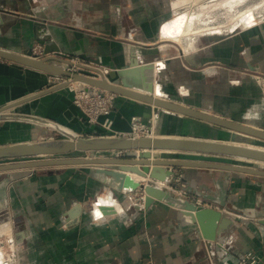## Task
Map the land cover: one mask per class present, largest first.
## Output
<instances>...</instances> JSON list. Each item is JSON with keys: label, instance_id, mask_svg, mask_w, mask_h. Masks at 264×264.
<instances>
[{"label": "crops", "instance_id": "obj_1", "mask_svg": "<svg viewBox=\"0 0 264 264\" xmlns=\"http://www.w3.org/2000/svg\"><path fill=\"white\" fill-rule=\"evenodd\" d=\"M172 3L0 0V49L16 54L35 49L37 34L47 23L51 44L65 54L114 69L125 68L134 59L141 64L160 62L169 101L264 130V99L250 74H264V18L228 36L196 40L183 46V55H170L172 45L163 39ZM57 64L65 69L64 60L59 58ZM50 75L0 58V109L45 90ZM150 106L117 96L112 131L89 125L67 89L23 103L17 110L52 119L89 138L128 135L134 119L151 117ZM179 120L174 114L162 115L156 136H171ZM55 133L29 123L0 122V147L55 140ZM226 134L183 117V136L177 137L216 140ZM106 154L84 152L78 157L99 159ZM90 169L85 165L42 168L10 188L2 208L20 217L17 237L26 264H240L250 253L257 264H264V177L198 168L174 170L175 176H182L183 186L226 202L222 206L187 197L224 216L209 252L199 225L184 213L157 200L148 209H136L125 200L120 206ZM130 176L136 182L146 180ZM101 195L99 201L113 206L115 214L104 216L97 205L91 209Z\"/></svg>", "mask_w": 264, "mask_h": 264}, {"label": "water", "instance_id": "obj_2", "mask_svg": "<svg viewBox=\"0 0 264 264\" xmlns=\"http://www.w3.org/2000/svg\"><path fill=\"white\" fill-rule=\"evenodd\" d=\"M1 11L2 10H0V12ZM41 32L44 33L43 36L42 33L37 34L36 40L42 46L45 54L55 55L53 59H37L33 55V48L27 50L23 54H16L9 50L0 49V58L28 68L43 71L47 74L66 77L72 79V82L85 83L113 93L116 95L113 109L116 105L117 96L127 97L149 104L167 113L178 114L189 119L204 122L210 126H215L216 128L225 131L227 134L225 136L222 135L223 138L221 137L216 140L207 137L183 138L174 135L145 138L127 136L82 137L72 130L65 129L64 125L55 122L52 119L40 117L34 113H23L17 110V107L23 103L33 101L62 89H68L70 82L54 87H50L48 84L45 90L1 108L0 121L29 123L34 126L51 128L66 138L60 140H45L39 143H22L0 147V160L5 159L16 161L0 164V174L54 166L85 165L91 168L90 170L94 177L108 187V193L113 199L114 192L134 190L141 186L139 182L133 180L130 174H135L144 179L150 178L151 180H157L163 183H177L181 185H183L182 176H175V169L198 168L264 177V150L236 144L239 135H244L250 137L257 143L264 145L263 129L245 123L235 122L208 112L194 110L162 97L157 98L153 94L156 82L149 85L147 93L135 91V87L128 82L125 75L140 71L143 66L154 68V71H156L155 64H141L139 60L134 59L132 63L125 68H112L108 76V81L98 80L87 75H72L57 64L59 59L58 56L65 53L62 52L60 47L51 44L49 40L51 33L47 23H43V30ZM82 90L84 89L81 88L79 91ZM85 91L89 95L94 94L93 90L85 89ZM68 92L74 104V93L69 89ZM75 107L84 116L86 122L91 125L88 122L86 115L76 105ZM112 113L110 115L111 119ZM150 118L151 117H149L147 121H144L141 118L137 119L142 124L150 125ZM104 119V117L99 118V122L102 124ZM155 119L154 123L157 124L158 121ZM131 131L132 127L130 132ZM75 151L103 152L107 154L102 158L93 159L71 155ZM119 152H124L125 154L119 156ZM162 152L183 153V155H185V153L211 155L217 158L212 160H195L191 157H187L190 156L187 155L182 159L181 154H178L180 156L177 158L171 157L170 155L172 154L164 155ZM228 158L245 159L257 163L254 165H247L236 163L235 160H233V163L232 161L229 162ZM11 175L12 174H9V176ZM3 184H6V182H3ZM143 187L147 194L145 205L143 207L135 206L136 209H148L155 200L177 209L179 212L182 214L184 213V215L190 218L192 222L199 225L202 235L205 238L207 249L209 252L212 251V248L214 247L213 243L217 240L219 224L224 218L221 211L213 208H204L202 205L197 204L196 201L182 196H175L170 190L163 189L159 186L147 184ZM183 190L195 197L211 200L222 206H226L224 199L219 200L218 198H214L209 194H205L206 192L203 190L195 191L186 186H183ZM100 210L103 212L104 216L116 213L114 208L107 206H101Z\"/></svg>", "mask_w": 264, "mask_h": 264}, {"label": "rangeland", "instance_id": "obj_3", "mask_svg": "<svg viewBox=\"0 0 264 264\" xmlns=\"http://www.w3.org/2000/svg\"><path fill=\"white\" fill-rule=\"evenodd\" d=\"M172 1H173L172 12H171L172 16L171 19L168 20L165 25L167 26L174 25L176 23L175 21L182 16H183L182 17L183 20L181 26L178 27L179 29L176 28L175 29L176 31L174 32V34H172V36H168L164 34L163 40L166 41V43H171L172 45L171 47H168L170 49L167 51V53L170 55L171 53L173 55L174 54L183 55V46H187V45L192 46V43H195L196 40H199L201 38L228 36L240 29L249 27L252 24H255L256 22L264 18V0H172ZM142 64H152V63H142ZM154 64L156 68L155 71L156 85L159 86V88L161 89L160 91H162L163 93L161 97L170 100L171 98L167 96V94H165V90H164V86L167 83L164 82V80L162 79V74L159 70L162 67V65L160 64V62ZM108 68L112 69L111 67ZM250 74L254 77V79L255 76H264L262 75V73L259 72H253ZM255 82L260 89L261 97L264 99V87L262 85H259L256 79ZM170 84H172V82ZM179 90L180 89L178 88L177 89L178 93ZM157 92L160 93L159 91ZM150 107H151V118L149 120L150 125H145V124L144 125L147 129L150 130V132L153 133L154 136H156L158 135L156 134V127L157 124L159 125L160 117L162 118V115L166 114L167 112L157 109L153 106ZM174 115L180 117L181 120H179V123L174 128L173 131L175 132H173L171 135L183 136L184 116L178 114H174ZM154 119L159 122L155 124ZM0 122H5V121H0ZM200 123L208 125L204 122H200ZM211 127L215 128V126H211ZM203 132L204 134H207L206 133L207 130H204ZM65 138H66L65 136L59 134L58 132H56L54 135L55 140H60ZM170 154H172L170 155L171 157H177V158L178 156H180L178 154H181L182 159L183 157L187 156V155H183V153H170ZM190 157L197 160H212L217 158L211 155H194ZM228 159L229 162L230 161L233 162V160H236L235 158H228ZM9 162H16V161L5 160V159L0 160V164H5ZM45 168H50V167H45ZM41 169L42 168L0 174V184L6 182V185L4 187H0V255H1L0 264L27 263L25 259V251L17 237V231L21 221L20 217L14 215L15 214L14 212H13L14 214L12 213V211L10 212L8 207L4 209L2 207L7 200V196L9 194L10 188L14 184L25 179L31 173L35 174L33 172H37V170H41ZM9 174L12 175L9 176ZM149 180L151 179L147 178L146 180L139 182L141 186H139V188L137 189L130 190L128 193L129 195L126 194V197L122 199L120 196L123 192H114L115 202L121 204V202L125 200L131 203H135L134 199H131V197L134 198L135 194L138 191L140 192L144 190L143 186L149 184ZM171 185L177 187L178 191H180L181 193V194L177 193L174 195L183 197V185L177 183H172ZM100 197L103 196L102 195L97 196L93 200L91 209H95V206L99 201ZM7 227H9L8 228L9 230L5 229Z\"/></svg>", "mask_w": 264, "mask_h": 264}, {"label": "built area", "instance_id": "obj_4", "mask_svg": "<svg viewBox=\"0 0 264 264\" xmlns=\"http://www.w3.org/2000/svg\"><path fill=\"white\" fill-rule=\"evenodd\" d=\"M43 34L44 33H42V36ZM33 55L37 59L44 60L53 59L55 56L51 54H45L43 52L42 46L39 43L37 47L33 49ZM58 57L61 60L65 61V70L71 73L72 75H87L98 80L108 81V76L111 72V69L106 66L99 65L93 62L80 61L79 58L72 57L68 54H62ZM255 79L257 80L259 85H262L264 87V76H255ZM66 82H70L68 89L74 93V104L86 115V117L88 118V122L91 125H101L106 130L111 131V128L113 126V120L110 118V115L113 111V105L116 95L108 91H104L96 87L87 85L85 83L72 82V79H68L62 76L50 75L48 79V84L50 87L58 86ZM81 88H83L84 90L79 91ZM85 89L93 90L94 94L89 95L85 91ZM101 117L105 118L102 124L99 122V118ZM115 136H127L137 138L155 137L153 133L145 127L144 124L138 121V119H134V122L132 124V131L128 135L125 134ZM124 154V152H119V156H123ZM149 184L159 186L166 190H170L174 194L178 192L180 193L177 187H174L168 183L149 180ZM188 196H190V194L183 190V197L187 198ZM131 199H134L135 202H130L131 204L143 207L146 201V193L144 192V190L140 192L138 191L135 194V197H131ZM199 205L202 204L199 203ZM240 264H257V261L253 257V254L250 253L240 260Z\"/></svg>", "mask_w": 264, "mask_h": 264}, {"label": "bare ground", "instance_id": "obj_5", "mask_svg": "<svg viewBox=\"0 0 264 264\" xmlns=\"http://www.w3.org/2000/svg\"><path fill=\"white\" fill-rule=\"evenodd\" d=\"M182 17H179L175 21L176 23L174 25L165 27L164 33L166 35H168V36H172V34H174V32L176 31L175 29L181 26L182 20H183ZM125 76L127 77L128 82L135 87L134 89L138 90V92H141V93L142 92L143 93H147V89L149 88V85L150 84H154L156 82V80L154 81V79H155L154 68H148V67H144V66L140 69V71L133 72V73H130V74H126ZM156 90L159 91L161 95H163V93H162V91H160L161 89L159 88L158 85H154L153 94H154L155 97L161 98V96L159 94L155 93ZM64 127H65V129L72 130L71 128H69L67 126H64ZM72 131H74V130H72ZM254 142H256V141H253V139H251L250 137H247V136H244V135H239V139H238V142L236 144L242 145V146H246V147H250V148L264 150V145H261V144H259L257 142L254 143ZM162 154L169 155L170 153L162 152ZM235 162L236 163H241V164H247V165H254V164L257 163L255 161L239 159V158L236 159ZM260 164H262V163H260ZM97 206H99L97 211L100 212L103 215V212L100 210V207L101 206H106L105 203L102 204L100 201H98L97 202ZM107 207L114 208L113 206H108V205H107ZM8 228L9 227H7L5 229H8Z\"/></svg>", "mask_w": 264, "mask_h": 264}, {"label": "trees", "instance_id": "obj_6", "mask_svg": "<svg viewBox=\"0 0 264 264\" xmlns=\"http://www.w3.org/2000/svg\"><path fill=\"white\" fill-rule=\"evenodd\" d=\"M71 155H74V156H82V155H84V152L75 151Z\"/></svg>", "mask_w": 264, "mask_h": 264}]
</instances>
